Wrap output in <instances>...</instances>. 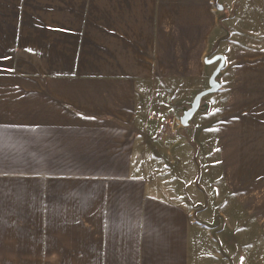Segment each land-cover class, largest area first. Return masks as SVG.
I'll list each match as a JSON object with an SVG mask.
<instances>
[{
	"label": "crops",
	"instance_id": "crops-1",
	"mask_svg": "<svg viewBox=\"0 0 264 264\" xmlns=\"http://www.w3.org/2000/svg\"><path fill=\"white\" fill-rule=\"evenodd\" d=\"M164 81L189 99L170 146ZM220 214L227 253L264 252V0H0V264H190Z\"/></svg>",
	"mask_w": 264,
	"mask_h": 264
},
{
	"label": "rangeland",
	"instance_id": "rangeland-1",
	"mask_svg": "<svg viewBox=\"0 0 264 264\" xmlns=\"http://www.w3.org/2000/svg\"><path fill=\"white\" fill-rule=\"evenodd\" d=\"M161 84L164 85L165 90L159 93V96L155 101L156 103H158V105L156 107V110L154 111L155 113L152 115H154L153 117L159 120L160 122L158 132L160 134L163 133L169 136L170 140L167 141L166 146H170L173 143L174 138L179 134L177 125L179 123L178 116L180 114L179 110H181L180 107L189 99L185 96V93H184L185 87L176 86L178 84L174 82L170 84L169 82L164 81ZM147 95H150L149 89L147 91ZM147 102H149V105L147 104V107L149 110L148 112L151 114L152 109L150 105L154 102L151 99V97L148 98ZM152 143H154V141ZM155 147H158V146H155ZM176 150H178V152L183 150L182 151L183 153L181 154V156L184 157V161L181 160V162H179L182 168V175L175 176L174 175L175 173H174L172 174L173 175L172 178H174L175 183H179L180 185L181 184L183 185V183L189 184L191 182V177H192V171H191V168L189 167V164L195 161L194 145L192 146L188 144V146H183V145L177 146L173 151L175 152L173 157L175 158V160L176 159L179 160L178 156L176 155ZM205 158L207 157H205L203 154L200 155L202 166H204L203 168H205V165L207 164L205 161L206 160ZM194 163H195L194 165H196V162ZM171 168H176V167L174 165H171ZM196 168H197V165H196ZM206 175L202 177L203 183L205 187H207L209 190H211V192H213L214 191L213 186L221 185V181H220L221 179L219 181H217L218 179H214V183H213L214 185L212 183L209 184L208 182L209 178H207ZM216 176H218V173L217 174L215 173V177ZM175 177H178V178H175ZM176 179L178 181H176ZM211 195L213 197V193ZM216 207L222 212H224L225 214L226 212H228L227 204L224 202H219L218 206ZM220 224L222 225L219 226ZM205 226L208 227L210 231L212 229V233L216 237V242L213 243L211 240L207 241L204 239L203 243L201 242V247L203 251H200L199 253V251L196 250V244L194 241L190 247V264H213L214 261H217V260L221 262L224 261L222 262V264H264V252L260 251L259 249L255 251L254 250L250 251L249 248L245 250L242 249L243 248V242L241 241L242 236L240 234H237L238 232L237 230H235L236 231L235 234L237 235L233 236L232 238L233 241H230V243H233L234 245V247H231L232 250L229 251L231 256L229 255V252L227 253L226 242L224 243L220 241L219 237H217V234L219 233L218 232L219 227H221L222 230L228 229L226 219L222 216V214H220V216H218V218L214 220L213 224L206 223ZM229 231H231V229ZM229 238L231 237L226 236L227 242L229 241ZM211 247L214 248V252L210 250ZM242 250H244V252ZM235 251H237L238 256H235ZM217 252H219V254H217ZM222 256H224L225 258H223Z\"/></svg>",
	"mask_w": 264,
	"mask_h": 264
},
{
	"label": "water",
	"instance_id": "water-1",
	"mask_svg": "<svg viewBox=\"0 0 264 264\" xmlns=\"http://www.w3.org/2000/svg\"><path fill=\"white\" fill-rule=\"evenodd\" d=\"M218 60H219V64L210 77L209 87L200 91L190 102L189 107L184 109L183 114L181 116L182 125H187L189 120L192 118V116L199 110L203 97H205L208 94L216 92L220 88V82L217 79V76L219 75L221 69L225 64V58L223 55L219 54L216 55L210 62H216Z\"/></svg>",
	"mask_w": 264,
	"mask_h": 264
}]
</instances>
